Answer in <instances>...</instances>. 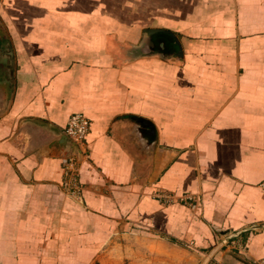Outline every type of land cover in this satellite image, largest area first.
<instances>
[{
  "label": "crops",
  "instance_id": "0c3cea01",
  "mask_svg": "<svg viewBox=\"0 0 264 264\" xmlns=\"http://www.w3.org/2000/svg\"><path fill=\"white\" fill-rule=\"evenodd\" d=\"M261 259L264 0L0 2V264Z\"/></svg>",
  "mask_w": 264,
  "mask_h": 264
},
{
  "label": "built area",
  "instance_id": "2783aa9c",
  "mask_svg": "<svg viewBox=\"0 0 264 264\" xmlns=\"http://www.w3.org/2000/svg\"><path fill=\"white\" fill-rule=\"evenodd\" d=\"M5 0H0L4 2ZM90 131V121L89 119L82 114H74L69 118V121L65 128V134L68 139H70L75 145L78 146V149H82L85 144L86 137ZM82 153H84L82 151ZM62 169H63V181L62 189L63 191L71 197L80 198L82 194V186L80 183V173H79V157L77 154L66 155L62 158ZM160 199H170V196L161 195ZM186 204H191L195 200L191 197H184L180 199ZM234 249L242 252L243 245L240 241L232 239L228 243ZM213 264H222L221 262H216ZM252 264H264V259L254 261Z\"/></svg>",
  "mask_w": 264,
  "mask_h": 264
},
{
  "label": "water",
  "instance_id": "95a60500",
  "mask_svg": "<svg viewBox=\"0 0 264 264\" xmlns=\"http://www.w3.org/2000/svg\"><path fill=\"white\" fill-rule=\"evenodd\" d=\"M208 260H209V259L206 260V263L208 262ZM206 263H205V264H206Z\"/></svg>",
  "mask_w": 264,
  "mask_h": 264
}]
</instances>
